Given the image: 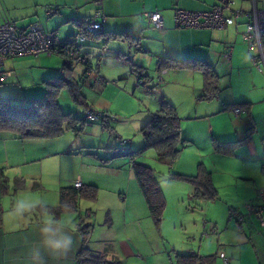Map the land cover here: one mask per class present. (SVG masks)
Listing matches in <instances>:
<instances>
[{
    "label": "crops",
    "instance_id": "obj_1",
    "mask_svg": "<svg viewBox=\"0 0 264 264\" xmlns=\"http://www.w3.org/2000/svg\"><path fill=\"white\" fill-rule=\"evenodd\" d=\"M20 1L22 2V0H0V21L10 20L22 29L37 25L45 31L49 30L47 24L46 27H43L44 20L42 22H33L32 20L30 23L16 21L25 20L29 17L27 14L13 11L16 10V6H19ZM29 1H35V6H37L39 0ZM231 2L233 3L232 6L225 11L227 16L231 9L246 12H250L252 9L251 0H231ZM217 4V0H175L171 4L169 15L158 11L163 17L164 27L162 31L154 30L147 24L144 14L149 13V11L142 13V15L124 13L123 5L126 6V4H123L121 0H102L100 6L95 5V0H48L47 3L41 5V8L47 6L46 12L50 9L54 10V14L51 16L45 13L46 18L59 14V17L55 18V24L71 25V34L64 39L79 33L80 29L73 22L91 18L94 7L97 10L101 8L105 17L101 22V32L126 34L129 39H132L112 41L105 47H102V39L98 41L86 40L84 45L88 44L98 51L102 50L99 54L96 51L97 67L93 68V64L91 65L89 62L88 68L94 75L103 78L105 85L81 82L85 67L81 76L77 78L80 85L86 91L89 90L90 97H85V101H88L87 108L106 112L109 115H119L122 125L120 127L117 125L115 130L120 129V134L128 137L122 139L119 134L115 133L120 147H128L129 152L140 150L143 147L144 140L142 135V138L139 136L140 130L151 115L159 110L163 101L176 109L181 121V134L191 144L193 151L200 149L212 139L223 143H225L224 141L241 140L252 128L251 141L237 148L233 156H225L216 153L214 150L213 153L202 155L199 164H202L214 184L216 175L218 183L223 175L228 176L229 171L225 170L223 165L235 161L239 169H237L234 179L247 181L248 185L247 196L243 197L245 201L236 204V210L240 212L243 219L240 222L234 220L236 227L229 224L230 226H226L224 232L220 234L217 241V262L223 264L219 256L220 253H223L228 259V264H264V225H261L256 216L246 211L244 207L246 205L264 207V201L258 196L260 191H264V174L261 173V166L264 164V141H262L264 139V70L260 71L258 69L260 65L253 64L251 56L256 54V50H249L242 38V33L249 20L242 16L236 19L233 25L223 30L176 28L173 20L175 8L204 12L210 11ZM255 4L257 10H264V0H255ZM53 5L59 6L60 10L50 7ZM143 8L145 10V6ZM35 13V16L39 15L38 11ZM160 59L206 62L218 77L219 92L217 97L210 101L197 100L203 94L202 73L191 69L175 68L161 71L158 68ZM7 61L10 62L8 67H6ZM64 62V58L59 55L47 54H41L35 58L8 59L4 63V70L10 72L11 76L5 83L11 80L19 82L22 78L23 67L28 64L31 73L37 72L39 74L38 77H31L32 82L38 80L45 84L50 79L64 76V72H66L65 70L63 72ZM72 65L70 68L73 76ZM135 73L144 77V85L136 86L137 77ZM157 78H162V81L158 82ZM110 81L113 82L111 87L107 84ZM115 81H123V83L116 85ZM120 95L126 101H134V107L137 108L138 119L134 129L138 133L132 136V139H129L131 138L129 132L125 131L127 133L124 134L121 130L129 119L125 117L127 116L126 105L117 104ZM8 98L11 101L13 99V97ZM19 103L27 105L29 102L20 101ZM235 105L240 106L244 112L235 116L232 113ZM199 108L204 110L202 115L198 114ZM199 120L200 122H194ZM91 124L88 126L91 127ZM102 125L104 126V124ZM107 125L109 127L110 124ZM217 135H228L227 138L229 139H216L218 138ZM48 140L50 139L24 141L17 139L12 133L0 132V167L6 164L7 169L15 170L14 174L11 175L8 171L5 173L3 171L0 175V264H32L30 259L31 247L39 241V226L42 218L49 215L47 212H38L35 208L38 206L49 208L57 206L59 190L62 186L71 187L77 181L80 182L81 186H101V184H109V182L115 184L117 176L114 172L124 171L125 165H130L129 168L133 177L132 162L139 160L138 157L134 158L133 161L128 158V161H123L122 164H113L102 163L91 158L84 163L83 160L81 161L80 155H75L78 151L77 147L74 148L75 143L72 142L69 145L71 147H57L56 144H45L44 141ZM27 142L31 143L28 144V151L25 149ZM123 142L124 144H122ZM18 143H23L21 150H18ZM185 147L188 146L185 145ZM82 148H87L85 150L90 153L96 149L94 144ZM54 157H58L61 164L65 160H74L78 157L79 164H75V167H79L77 168L78 172L70 173L71 171H69L64 179L58 176V183L56 184L53 179L56 163L53 160ZM182 157L184 154L175 164L174 171L177 172L176 174L195 175L182 172L185 168V164H180ZM51 166H53L51 169L53 173L50 170L46 173L45 170L48 167L52 168ZM110 172L113 173L112 178L108 174ZM92 173L93 176L95 174L98 176L93 177ZM130 178L128 176V179ZM2 179L7 182V188L4 191L1 189ZM62 180L63 183H61ZM19 182L23 184V189H18ZM136 185L137 190H133L134 197L141 200V191L138 184ZM39 191L43 193L42 196H38ZM124 196L128 199L127 194ZM103 198L102 201L106 202L107 200H103ZM18 199L30 201L34 205L23 217L14 212V206ZM100 199L101 196L99 195L97 201H101ZM126 199L119 204L117 213L121 217L123 225L129 226L133 233L135 229L139 230L141 226L139 209H142V206L140 203L129 205ZM97 201L94 203L96 207H98ZM91 208L94 207L90 206L86 210V214L90 213L92 217L94 214ZM59 218L70 227L74 226L75 228L73 248L66 258L59 261L48 258V264H76V254L83 245L82 238L77 231L80 218L71 214L62 215ZM107 244V241L103 239L98 245L91 246L89 239L87 246L93 252H104L109 256L106 251ZM121 244L128 255L135 257L139 253L138 248L133 246L131 241L128 242L123 239Z\"/></svg>",
    "mask_w": 264,
    "mask_h": 264
},
{
    "label": "rangeland",
    "instance_id": "obj_2",
    "mask_svg": "<svg viewBox=\"0 0 264 264\" xmlns=\"http://www.w3.org/2000/svg\"><path fill=\"white\" fill-rule=\"evenodd\" d=\"M173 1L175 0H121L123 4H126V6L123 5L124 13L130 15H142V13L148 11H161L162 13L169 15L171 13L170 8ZM47 2L48 0H39L37 2L38 5L36 4L37 6H35V1H20L18 3L19 6H16V10L13 11L27 14L29 15V17L25 20L16 21L20 23L22 21H26L27 23H30L32 22V20L33 22H42L44 20V24H42L43 27H46V24L49 27V30L46 31H55L56 29H58L56 31L58 37L60 39H64L69 34H71L70 30H72V27L68 24H55V18H57V16L59 17V14L51 18H46L44 14L46 13L45 9L47 6L41 8V5H44ZM144 6L145 10H143ZM50 7L60 10L59 6L53 5ZM37 11L39 12V15L37 14L35 16V12ZM96 14H100V17L98 18L99 22H102L105 19L101 8L97 10L94 7L91 17H94ZM86 40L88 41L89 39L86 38ZM96 51L99 54V52H101L102 50L100 49V51H98L96 48H93V46L88 44H82V46H80V53L82 55L90 53L87 57L91 65L93 64V68L97 67L95 61V56L97 53ZM6 63V67H8L10 62L7 61ZM72 64L73 77L76 80L81 76V73L84 70V66L76 60H74ZM258 64L262 69H264V64H262L261 62H258ZM38 75L39 74H37V72L31 73L30 66H28V64H25L22 71V78H20L19 82L11 80L8 83L2 84L0 86V94L6 97H13L12 102L14 103H19L20 101L29 102L30 99L41 97L46 92L45 85L38 80V82H32L31 78H35L36 76L38 77ZM77 82H79L78 79ZM110 83L107 82L110 87L113 86V82L110 81ZM115 83L116 85H118L120 83H123V81H115ZM79 89L81 95L84 98L86 96L90 97L89 90H87V92L86 89H84V87L80 85V83ZM122 97L121 95L118 97L119 100L117 101V104L126 105L125 111L127 116L125 117H127L129 120L126 122V124H124L121 130L124 134L129 132L131 135V138L129 139H132V136L138 133L134 129V126L137 125L136 122L138 119V114L136 113L137 108L134 107V101H126ZM87 102L88 101H86V103ZM58 103L61 111L65 114L70 113L77 117H82L84 115L85 108L82 106V104L74 102L67 90L61 91L58 96ZM202 111L204 112L202 108H199L198 114L202 115ZM111 116L114 117V121L110 122L108 128H105L101 122H94L93 124H91V127H89L88 124L85 125L82 131L75 133V131H73L72 129H67L60 137L44 142H46L45 144H56L57 147H71L69 145L72 142L75 143L76 146H74V148H78V151L75 153V155H80L79 157L81 158V161H84V163L91 160V158L97 159L99 161L100 159L107 160L112 155V149L115 148H118L119 152L126 153L128 152V147H120L119 141H117L115 134H119L122 139L128 138L127 136L120 134V129L115 130V127L117 125L119 127L122 125V121L119 118V115ZM194 122H200V120ZM76 127L77 130L81 129L80 124H76ZM139 134L140 138H142L141 133ZM216 137H218L216 139H229L227 138L229 137L228 135H217ZM213 140L214 139H212L211 142H206V144H204L200 149H195L194 151L192 150L193 147L191 146V144H186V146L188 147L182 149V151L175 159V161L172 162V164L167 160L158 159L156 153L151 149L144 151L141 155L138 156V163L146 165L147 167L153 169L154 177L164 197L165 209L159 228H157L152 221L142 194L140 196L141 200H138L134 197L133 190H137V183L134 174L133 177L131 176L132 173L129 168L130 165H125L126 168L124 169V171L118 173L113 171L117 176L115 178V184L109 182V184H101V186H96L98 189L97 199L99 195L101 196V201L98 202L96 200L98 202V207H96L94 204L96 201H80L78 212L71 214L72 216L80 218L83 223L89 224L91 226L89 237L91 246H94V244L98 245V243L104 239V241H107L108 243V248L106 250L107 253H109L108 259H115L119 262V264H175V254H216L218 247L217 241L220 234L224 232L226 226H228L229 224L231 226H235L234 220L230 218L229 210H236V204L238 205L239 203L244 202L245 200L243 199V197H246L248 192L247 181L244 182L234 179L236 175L235 173L237 169H239L237 162L230 161L223 165L225 170L229 172L228 176L223 175L221 177L219 183L217 182V175L215 176V183L212 184L216 189L217 199L213 201L193 200L190 197L191 187L189 184L184 181L170 179V173H177L176 171H174L175 164L179 162L181 155L183 156V154L184 157H182V161L180 162V164H185V168L184 170H182V172L186 174H196L198 165L199 163H201V156L214 152L216 143L215 140ZM22 144L23 143H18V150L22 149ZM25 144H27L25 145V149L26 151H28V144L31 143L27 142ZM90 144H94V146L96 147V149L93 150L92 153H90L88 150H85L87 148H82L83 146L87 147ZM80 145L81 148H79ZM27 154L29 155V153ZM90 154L91 156L87 157V155ZM106 155H108V158H106ZM54 158L55 159L53 160L56 163L55 177L53 179L56 184L58 183V176L64 179L69 174V171H71L70 173L78 172L77 168L79 167H75V164H79L78 157H76V159L74 160H65L62 162V164L59 161L58 157ZM123 161H128V157L120 155L116 158H113L108 163L122 164L124 163ZM60 165L61 167L59 168ZM51 167L52 168L48 167L45 172L47 173L48 170L52 172L51 169H53V166ZM86 168H84V170H86ZM3 171L4 173L8 171V173H10L11 175L14 174L15 170L7 169L6 164H4L0 167V175ZM108 174L110 175V178H112L113 173L110 172ZM97 176L98 175L95 174L93 177ZM128 176L129 178L131 176L132 179H128ZM63 182L64 181L62 180L61 183ZM217 185L219 187L218 189ZM42 194L43 193L39 191L38 196H42ZM126 194L128 195V199H126L124 196ZM102 197H104L103 200L107 201H102ZM125 199L129 205H132L133 203H140V205L142 206V209H139L141 226L139 230L135 229L133 233L131 232L129 226L126 227L123 225L122 219L117 213L119 204ZM89 205L91 207H94L91 208V211L94 214L92 217L91 214L90 216H86V210L90 207ZM95 208L98 209L96 210ZM146 224L148 225L147 227ZM123 239L127 240L128 242L131 241L132 245L138 248L139 253L135 257L128 255V252H125V250H123L121 244V242H123ZM216 264L219 263L216 262Z\"/></svg>",
    "mask_w": 264,
    "mask_h": 264
},
{
    "label": "trees",
    "instance_id": "obj_3",
    "mask_svg": "<svg viewBox=\"0 0 264 264\" xmlns=\"http://www.w3.org/2000/svg\"><path fill=\"white\" fill-rule=\"evenodd\" d=\"M84 21H74L75 25L80 29L79 33L74 34L66 39L65 42L75 35H82L87 39L94 41L103 40L102 47L107 46L112 41L132 40L126 34H117L109 32H101V29L93 34L85 31ZM102 25V23H101ZM140 49V48H139ZM82 55V54H81ZM86 55V54H84ZM71 62H64V76L50 79L45 82L46 92L41 97L30 99L29 103H14L8 97L0 94V132H8L15 135L19 140L29 139H55L63 135L67 129H72L75 133L82 131L83 127L88 123L85 120L86 113L91 109L87 108L85 98L81 95L79 82L71 75ZM89 60L83 64L88 68ZM159 70L168 68L175 69H191L200 71L203 75V94L197 98L199 101H210L217 97L219 88L217 85V74L213 71L209 64L203 61L184 60L173 61L160 59L158 62ZM89 69V68H88ZM138 79L145 84L144 77L137 74ZM84 74L81 79L83 82ZM2 85V84H1ZM0 85V86H1ZM141 85V86H142ZM67 90L74 102L82 104L86 109L82 117L73 114H65L61 111L58 96L61 91ZM240 107L238 105L233 106ZM107 114L106 112H101ZM109 115V114H107ZM105 128L110 124L105 119L101 121ZM76 124H80L81 129L77 130ZM140 133L144 140V145L140 150L132 152H119L118 149H112V155L107 160H101L102 163H108L113 158L120 155L127 156L131 161L141 155L144 151L153 150L158 159L174 162L182 149L188 143L181 134L180 118L176 109L169 103L163 101L159 110L153 113L150 119L142 126ZM253 130L250 128L246 136L234 142H217L214 150L216 153L233 156L235 150L240 146L249 143L252 139ZM214 141V140H213ZM264 141V139H262ZM132 170L141 194L147 205L149 215L156 225L160 227L162 215L165 209V201L162 191L154 177L153 169L138 162H132ZM261 173L264 174V164L261 166ZM170 179L184 181L191 187V198L197 201H213L217 199V192L212 184L210 175L205 171L202 164L198 165L197 173L193 176L170 173ZM18 189H23V184L19 182ZM7 182L2 179L1 189L6 190ZM98 189L94 185L62 187L59 190V203L55 207L38 206L35 208L38 212H47L56 217L65 214H74L78 212L80 201H96ZM234 209H230L233 211ZM236 211V210H234ZM238 212V211H237ZM240 213V212H238ZM1 215V210H0ZM87 216V214H86ZM90 216V213H89ZM77 231L82 238V247L76 254V264H119L115 259H108L106 253H97L90 250L87 246L91 226L83 223L81 219L77 224ZM108 247H106L107 250ZM106 252V251H105ZM175 264H216L217 254L199 255L195 253L175 254Z\"/></svg>",
    "mask_w": 264,
    "mask_h": 264
},
{
    "label": "built area",
    "instance_id": "obj_4",
    "mask_svg": "<svg viewBox=\"0 0 264 264\" xmlns=\"http://www.w3.org/2000/svg\"><path fill=\"white\" fill-rule=\"evenodd\" d=\"M102 0H95V5L100 6ZM218 4L210 11L192 12L181 8H175L173 13L174 25L176 28L194 29V30H223L234 24V21L242 16L246 17L249 22L242 33V38L248 45L249 50H256V55L251 56L253 64L259 65L258 62L264 64V10H257L255 0H251L252 9L250 12L239 9H231L229 15H225V11L232 6L231 0H217ZM47 15L54 14V10H47ZM100 14L87 19L85 23V31L93 34L101 29V22L98 21ZM147 24L154 30L162 31L164 27L163 17L160 12L154 11L144 14ZM86 37L82 35L73 36L69 42L60 39L56 31H45L37 25L27 28H20L15 22L10 20L0 21V85L4 84L11 76L10 72L4 70V63L8 59H19L24 57H38L41 54L59 55L68 63L76 60L82 65L88 61L87 55H81L80 46L84 44ZM257 56V57H256ZM260 71L264 69H260ZM136 86L142 85V80L138 79L137 73ZM158 82L162 78H157ZM83 82H90L93 85H105L103 78L94 75L91 69L86 67L84 71ZM241 107H234L232 113L237 116L243 113ZM114 121L111 115H105L101 111L91 108L85 115L88 123ZM124 144V142L122 143ZM75 188H80V182L74 183ZM259 198L264 201V191H260ZM246 211L253 213L264 225V207H254L252 205L245 206ZM230 218L240 222L243 216L237 211H230ZM89 216V213H87ZM223 264H228V259L223 253L219 254Z\"/></svg>",
    "mask_w": 264,
    "mask_h": 264
},
{
    "label": "clouds",
    "instance_id": "obj_5",
    "mask_svg": "<svg viewBox=\"0 0 264 264\" xmlns=\"http://www.w3.org/2000/svg\"><path fill=\"white\" fill-rule=\"evenodd\" d=\"M33 203L18 199L14 212L23 217L33 207ZM74 226H69L53 214L42 218L39 226V241L32 245L30 259L32 264H48V258L59 261L72 251Z\"/></svg>",
    "mask_w": 264,
    "mask_h": 264
}]
</instances>
